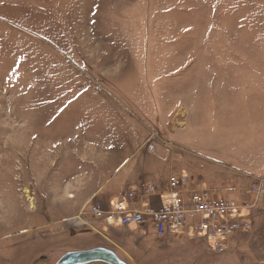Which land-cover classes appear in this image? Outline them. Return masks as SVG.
Returning a JSON list of instances; mask_svg holds the SVG:
<instances>
[{
  "label": "rangeland",
  "instance_id": "rangeland-1",
  "mask_svg": "<svg viewBox=\"0 0 264 264\" xmlns=\"http://www.w3.org/2000/svg\"><path fill=\"white\" fill-rule=\"evenodd\" d=\"M214 80L232 114L264 103V0H0V264H58L111 246L93 217L70 224L64 208L98 182L107 157L153 143L184 161L177 138L214 139ZM180 236L167 250L136 246L151 264H172L171 247L176 264L235 263Z\"/></svg>",
  "mask_w": 264,
  "mask_h": 264
},
{
  "label": "crops",
  "instance_id": "crops-1",
  "mask_svg": "<svg viewBox=\"0 0 264 264\" xmlns=\"http://www.w3.org/2000/svg\"><path fill=\"white\" fill-rule=\"evenodd\" d=\"M220 85L223 86V82ZM210 87H214V90L210 91L207 88L206 93L212 94L213 98L215 95L218 98L215 105L220 106L215 119L210 121L212 123L209 127L211 134L208 130L206 135L207 138L212 136L214 139L200 143L193 136L177 138L179 142H184V146H186L184 148L179 147L185 151V155L189 154L184 161L177 158L171 160L161 150L157 155H154L148 151L143 143L131 155L119 158V154L116 153L115 157L111 156L103 159L104 168L101 173H98V182L90 187L87 185L80 188L85 197H80L73 208H64L63 213L65 216L63 220L71 222L70 224L77 223L79 225V222L84 223L85 219L82 218V215L83 217L84 215L90 218L93 217L86 209L89 202L93 201L94 204L100 205L104 210L111 209L119 199L128 192L137 190L142 184L157 186L159 195L147 199L146 204L160 205V195H168V183L173 175L188 176L190 189L193 190L204 188L219 196L237 201L251 198L248 191L253 181L264 179V103L250 104L247 108L241 106V108L234 110L232 114V111H227L224 106L228 105L225 102L226 98H223L226 94L225 89L220 88L216 80L213 81ZM230 100L229 103L232 104L233 102H230ZM198 101V98H196V104L194 103L197 106L196 110L195 107L192 108L194 115L191 118H195L193 123L191 121L192 130L195 125H198L196 115H199L201 111ZM209 110L212 111L211 107L208 108L207 113H209ZM247 110L249 115L246 117ZM207 120L208 118L205 121L206 125ZM227 122L232 127L228 133L225 131L229 129ZM201 123L204 122L200 121L199 124L201 125ZM214 126L216 129L221 126L223 133L221 130L214 133L216 131ZM220 136L222 139H220ZM221 140L222 142H220ZM137 153L140 154V157H136ZM142 154H145V157H141ZM133 162L134 164L131 166ZM100 165V167H103L102 164ZM125 169L126 171H123ZM130 204L135 208H139L142 202L139 199ZM251 218L252 228L250 232L234 236L232 240L234 251L221 253L226 254L227 258L234 259V264H264V257L262 256V252H264V201L257 204ZM154 233H156V230L153 227L130 226L128 228L110 229L105 221L98 220V236L111 244V246H108L107 243V246L103 245L104 247L101 248L112 250L116 255V251L121 252L128 263L121 260L126 264H151L150 261L154 255L152 251L149 255V251L144 252L136 246V243L139 245L142 242V238L148 240V249L150 250L153 248L154 243H158L159 246L161 244L160 247L163 245L164 247L161 249L167 250L168 246L165 245L173 237H181L180 234L188 233L199 245V252L207 250L206 243L202 239L193 237L188 230L170 234L164 239L154 236ZM127 243H131L133 246H128ZM175 250L171 247L170 252L175 255L171 258L174 260L169 263L176 264L181 259V252L176 253Z\"/></svg>",
  "mask_w": 264,
  "mask_h": 264
},
{
  "label": "built area",
  "instance_id": "built-area-1",
  "mask_svg": "<svg viewBox=\"0 0 264 264\" xmlns=\"http://www.w3.org/2000/svg\"><path fill=\"white\" fill-rule=\"evenodd\" d=\"M167 147L162 151L169 156L173 146ZM148 151L157 155L160 149L150 143ZM168 184L169 193L160 195V205L146 204L147 199L159 195L157 186L142 184L119 199L111 209L104 210L98 204H91L87 211L96 222L105 221L110 229L153 227L163 239L188 230L202 239L211 253L221 254L231 248L234 236L250 232L252 212L264 201V179L253 181L248 191L255 199L253 202L228 199L204 188L190 189L189 178L184 175L171 176ZM139 199L142 202L139 208L130 204Z\"/></svg>",
  "mask_w": 264,
  "mask_h": 264
},
{
  "label": "water",
  "instance_id": "water-1",
  "mask_svg": "<svg viewBox=\"0 0 264 264\" xmlns=\"http://www.w3.org/2000/svg\"><path fill=\"white\" fill-rule=\"evenodd\" d=\"M95 262L126 264L112 250L101 247L87 251L68 252L58 264H90Z\"/></svg>",
  "mask_w": 264,
  "mask_h": 264
},
{
  "label": "bare ground",
  "instance_id": "bare-ground-1",
  "mask_svg": "<svg viewBox=\"0 0 264 264\" xmlns=\"http://www.w3.org/2000/svg\"><path fill=\"white\" fill-rule=\"evenodd\" d=\"M26 194L28 195L29 194V191L28 190H26ZM72 196V195H71ZM28 201H29V203H30V210H33V211H35V209H36V205H35V201H34V199L32 198V197H28Z\"/></svg>",
  "mask_w": 264,
  "mask_h": 264
}]
</instances>
